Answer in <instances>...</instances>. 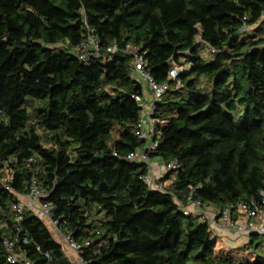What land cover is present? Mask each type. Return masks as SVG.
Wrapping results in <instances>:
<instances>
[{
	"label": "trees",
	"instance_id": "trees-1",
	"mask_svg": "<svg viewBox=\"0 0 264 264\" xmlns=\"http://www.w3.org/2000/svg\"><path fill=\"white\" fill-rule=\"evenodd\" d=\"M263 15L264 0H0V264H11L4 238L32 264H71L31 209L15 219L32 175L63 234L88 243L78 254L85 264H264L216 250L208 225L182 210L193 202L218 216L261 200L264 31L243 32ZM90 35L100 52L81 60ZM199 41L218 52L204 60ZM113 44L119 52L109 54ZM126 45L168 85L151 114L148 163L127 159L146 140ZM181 57L187 69L169 78ZM180 86L189 99L169 92ZM238 107L243 126L231 114ZM152 159L179 165L161 179L166 192L142 180Z\"/></svg>",
	"mask_w": 264,
	"mask_h": 264
},
{
	"label": "built area",
	"instance_id": "built-area-1",
	"mask_svg": "<svg viewBox=\"0 0 264 264\" xmlns=\"http://www.w3.org/2000/svg\"><path fill=\"white\" fill-rule=\"evenodd\" d=\"M264 17V15H263ZM245 29V27H244ZM206 46L207 52L211 55L218 52V50L210 47L202 41ZM79 49V59L85 60L89 56H97L100 52V47L97 39L90 35L87 41L81 42L78 46ZM109 54H114L119 52L117 45L113 44L106 50ZM125 52L131 53L133 55L132 61V71L131 76L133 79L140 83L142 88L148 90L151 101L147 106L144 104L143 95H134V100L139 103L142 107L141 116L137 123V135L139 138L146 140V145L144 148L137 149L136 151L129 153L127 159L135 160L137 162L148 163L147 151L153 149L157 142L153 139V123L154 119L151 118L153 112L154 103L159 101L165 91L168 89L166 83H156L152 77L144 72V61L142 55L138 53V50L134 46L126 45ZM178 67L172 65L168 77L171 79L176 78L178 73ZM31 164H35V159L30 158L29 161ZM179 167L176 161H172L167 165H164L166 171L175 170ZM40 170L38 167L35 168V173H38ZM142 180L148 185V187L154 191L166 192V187L168 186L167 181L156 180L151 175L150 171L142 177ZM6 190L10 188L5 186ZM47 191L42 185V181L38 179L35 175H32L26 183V192L25 194H16L17 202L12 204V211L14 212L16 221H19L22 216L24 208L31 209L35 215L40 218L42 221L51 226V229L58 226L57 221L53 220L52 212L54 206L48 202H39L42 196H45ZM261 200L260 202L249 201L236 204H229L220 213L215 214H201L199 216V221L208 225L211 231L218 230L226 233H235L238 237L248 239L250 235H261L264 237V191L260 193ZM196 206L200 207L198 203H194ZM184 214H194L192 211L188 210L186 207H182ZM61 229V228H60ZM62 232V230H61ZM58 230L55 231L57 237H61L63 244L79 254L80 249L87 245L78 244L72 240L69 235L63 234ZM3 245L8 252L7 261L11 264H32L22 253L14 251V241H11L8 238H4ZM80 264H85L80 260Z\"/></svg>",
	"mask_w": 264,
	"mask_h": 264
},
{
	"label": "rangeland",
	"instance_id": "rangeland-1",
	"mask_svg": "<svg viewBox=\"0 0 264 264\" xmlns=\"http://www.w3.org/2000/svg\"><path fill=\"white\" fill-rule=\"evenodd\" d=\"M264 31V17H262L260 19V21L255 24L254 26L246 29L243 34L247 35L248 33H254V34H262ZM199 55L204 59V60H209L210 59V54L207 52L206 49H203L201 47V45H203V43L199 42ZM178 66V72H181L182 70L187 69V65L184 64V57H181L179 59V64H177ZM169 92L171 93H181L184 95V97H186L188 95V92L186 89H184L183 87H179V88H175V87H170L169 88ZM188 99H189V95H188ZM242 107H238V110L235 113H231L234 117V123L236 124V126H243L244 125V119L242 117ZM46 225L49 227V230L52 234V236L59 241V239L57 238V235L55 234V231L59 229V231L61 232L60 228L55 227L54 229H51V226H49L47 223ZM62 233V232H61ZM215 240H216V250H220L224 253L236 256L242 260H247V261H255L256 259L259 260H264V237L263 236H259L258 239L256 240V242L253 244L252 247H248V246H244V243H235L234 245H228L225 243L224 238H222L221 236H217L216 234H214ZM187 264H194L193 262H188Z\"/></svg>",
	"mask_w": 264,
	"mask_h": 264
},
{
	"label": "crops",
	"instance_id": "crops-1",
	"mask_svg": "<svg viewBox=\"0 0 264 264\" xmlns=\"http://www.w3.org/2000/svg\"><path fill=\"white\" fill-rule=\"evenodd\" d=\"M199 42L202 43V41H199ZM199 42L197 46L198 51L200 49ZM201 47L203 49H206V46L204 44L201 45ZM143 100H144L145 106H147V104H149V102L151 101L150 94L148 90L145 89V87L143 88ZM149 171L151 175L153 176V178H155L156 180H161L162 178H164V175L167 172L164 168V164L159 159H152L149 161ZM185 207L196 215H201V214L212 215L216 213L215 209L211 206L198 207L193 202L188 203ZM212 232L213 234H216L217 236H221L222 238H224L225 243L228 245H234L237 242H239L240 244L248 242V239L242 238V237L239 238L238 235H236L235 233H226V232L218 231V230H213ZM57 238L59 239V242L62 244V248L65 253V256L68 258L70 263L80 264L79 256L63 244L61 237H57Z\"/></svg>",
	"mask_w": 264,
	"mask_h": 264
},
{
	"label": "water",
	"instance_id": "water-1",
	"mask_svg": "<svg viewBox=\"0 0 264 264\" xmlns=\"http://www.w3.org/2000/svg\"><path fill=\"white\" fill-rule=\"evenodd\" d=\"M102 157H103V155H102V154H100V155H98V156H97V158H102Z\"/></svg>",
	"mask_w": 264,
	"mask_h": 264
}]
</instances>
